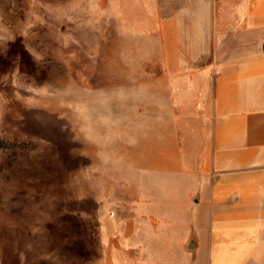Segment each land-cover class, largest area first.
Returning a JSON list of instances; mask_svg holds the SVG:
<instances>
[{"label": "rangeland", "instance_id": "obj_1", "mask_svg": "<svg viewBox=\"0 0 264 264\" xmlns=\"http://www.w3.org/2000/svg\"><path fill=\"white\" fill-rule=\"evenodd\" d=\"M186 2L0 0V264L110 263L107 222L135 211L147 144L186 128L171 120L187 107L163 97L170 92L155 74V44L177 30L162 21ZM69 81L151 83L171 108L170 122L135 147L118 146L129 161L124 171H97L57 123ZM140 111L157 114L151 105Z\"/></svg>", "mask_w": 264, "mask_h": 264}, {"label": "crops", "instance_id": "obj_2", "mask_svg": "<svg viewBox=\"0 0 264 264\" xmlns=\"http://www.w3.org/2000/svg\"><path fill=\"white\" fill-rule=\"evenodd\" d=\"M178 11L155 74L186 128L147 144L135 211L107 222L109 264H264V0Z\"/></svg>", "mask_w": 264, "mask_h": 264}, {"label": "clouds", "instance_id": "obj_3", "mask_svg": "<svg viewBox=\"0 0 264 264\" xmlns=\"http://www.w3.org/2000/svg\"><path fill=\"white\" fill-rule=\"evenodd\" d=\"M60 91L63 112L57 123L76 145L73 151L89 155L97 171L100 167L114 174L124 171L129 161L118 146L139 145L147 131L165 126L172 115L167 100L156 96L151 83L97 87L90 81H69ZM146 105L155 107L157 114L140 111Z\"/></svg>", "mask_w": 264, "mask_h": 264}]
</instances>
